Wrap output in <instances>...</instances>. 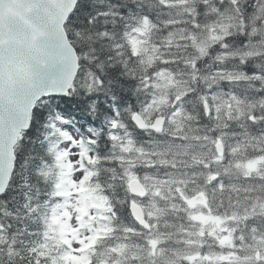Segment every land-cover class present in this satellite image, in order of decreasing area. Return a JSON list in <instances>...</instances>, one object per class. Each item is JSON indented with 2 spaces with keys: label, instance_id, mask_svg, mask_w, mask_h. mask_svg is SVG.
<instances>
[{
  "label": "trees",
  "instance_id": "1",
  "mask_svg": "<svg viewBox=\"0 0 264 264\" xmlns=\"http://www.w3.org/2000/svg\"><path fill=\"white\" fill-rule=\"evenodd\" d=\"M184 1L181 7L186 11L181 13L175 9L174 0H77L65 28L79 55L78 75L67 95L43 99L37 104L31 126L15 150L12 178L0 197V264H62L66 257L65 243L59 238L53 240L48 234V216L55 202L57 184V174L50 170L55 153L52 145L59 144L64 137L57 128L58 124L71 127L81 138L83 151L93 158L88 170L97 191L105 198L110 224L109 233L103 235L105 243L102 247H110L112 241L122 243L125 255L133 264H264V260L254 259L256 251L250 248L252 237L264 241V192L254 188L241 195L243 205L238 211L253 212L248 216L244 231L233 240L232 249L217 243L207 230L200 231L191 226L192 215L186 208L189 196L193 194V188L203 184L206 173H193L194 184L190 176L185 177L187 181L184 183L178 181L162 187L159 196L162 208L158 213L162 215L153 227L159 235L158 250L162 251L158 257L152 249L153 228L147 231L140 227L129 211L131 195L125 169L130 159L122 157L110 129L113 121L120 119L143 143L165 140H160L156 133L150 134L149 139L144 138L147 135L131 121V111L144 107L153 97L151 86L145 81L152 76L154 66L162 64L157 55L165 54L163 44L167 42L178 44L169 49L179 50L170 56L175 58L174 61L167 60L163 64L184 69L194 67L191 73L193 86L184 92L187 93L182 98L181 107L191 118L194 114L195 128L199 133L207 128L210 131L206 132L207 136L224 130L227 138L237 143V149H232L225 160L235 165L242 175L243 165L256 160L257 165L263 166L259 173L264 181V11H259L264 0ZM227 2L236 3L235 11L231 12L236 19L226 26L220 37L206 43L205 50L199 55L202 45L198 44L208 40L201 39L207 35L202 28L224 14L226 7L223 6ZM254 15L257 19L251 20ZM139 30L143 32L139 33ZM195 33L200 38L193 36ZM136 35L146 38L148 47L153 46L156 52L146 48L137 50L133 42ZM191 41L197 44H190ZM252 46L260 53L234 58L223 55L225 52H242ZM140 51L148 55V59ZM151 63L153 65L149 66ZM215 68L240 71L237 79L218 77L210 83L212 92L223 91L228 95L227 103L234 105L220 113L219 126H213L217 122L207 115L203 103L209 104L210 95L203 100L208 92L206 77ZM235 98L240 100L238 107ZM59 115L68 121L63 124ZM180 130V125L175 128L179 133ZM170 136L168 134L167 139ZM180 136L183 137L181 133ZM135 147V143L131 145L130 153ZM260 158L262 163H258ZM136 161L139 169H135V173L139 175L145 170L157 174L167 167L166 163L150 158L140 157ZM188 161L175 165L186 172L207 170L200 166L201 160L196 166ZM184 164L191 166L184 168ZM211 168L214 170L213 165L210 166L213 171ZM247 172L252 181L257 178L256 173ZM240 174L222 176L227 185L243 184ZM232 195L229 192L218 197L220 211L236 210L228 200ZM254 195V203L245 204ZM177 248L181 249L180 253L172 252ZM219 257L225 259L217 261Z\"/></svg>",
  "mask_w": 264,
  "mask_h": 264
},
{
  "label": "rangeland",
  "instance_id": "2",
  "mask_svg": "<svg viewBox=\"0 0 264 264\" xmlns=\"http://www.w3.org/2000/svg\"><path fill=\"white\" fill-rule=\"evenodd\" d=\"M184 3V0H174L173 5H176L175 9L178 12L182 11L181 13H183L184 11H186L185 7H181L182 5H184ZM235 4V2H227L223 6L226 7V10H224L223 12L224 14H222L219 19L210 24H206L202 28L206 31L208 30L205 37L208 38V40H204V42L198 44L202 45L199 49V55L203 52V50H205L204 46L206 43H211L215 38L220 37V33L226 30V26L236 19L231 14V12L235 11ZM259 11H264V3L259 8ZM260 15H263V12L260 13ZM174 17L175 15L173 16V18ZM256 19L257 15H254L251 18V20ZM262 22L264 23V20H262ZM142 32L143 30H139V33ZM193 36L197 37L196 34H194ZM134 39V43L137 47L151 49L153 52H156V49L153 46L151 48L148 47L146 38H140L136 35ZM190 44L197 43L196 41H191ZM163 46L166 47L164 49L165 54H163L162 56L157 55L159 61H162V64L154 66L151 74L152 76L148 78L149 80L145 81L147 85L151 86L150 88L153 97L151 98L149 103L141 110L143 112V115L149 119H152L158 115H166L167 121L165 122L163 131L165 133H168L172 129H174L176 125L179 126L180 124H178V121L182 117L183 111L180 108L179 103L180 101L182 102V100H180L181 97L187 93L184 92L189 91V88L193 86V79L191 76V69H193V67H191V69H184L180 66L163 64L167 60H170L171 62L174 61L175 58L170 56L172 53L179 50L174 48L169 49L171 47H177L178 44L176 43L167 42L164 43ZM136 49L138 50V48ZM233 52H225L223 55L229 58L243 55L250 56L256 52L260 53L259 50L253 46L249 47L243 52ZM139 53H141L144 58L148 59V55L144 54L142 51H140ZM153 56H156V53ZM152 65L153 64L151 63L149 66ZM239 72V70L215 68L209 71V74H207L206 77V81H209V83L212 84L215 82V80L218 79V77H226V79H237V77L240 76ZM209 83L207 85L208 88L206 86L208 92L205 94L206 96L203 97L204 100V98H209V95L211 96V98L209 99L210 105H208L207 103L208 106L206 112L208 113V115L214 117L215 119V114H217L218 119L220 120L221 111L220 109L216 108V106H218L219 108L227 106L229 109H231V104L227 103L228 95L224 94V92L222 91L212 92L213 88ZM195 119L196 117L194 116V114L192 118L189 115H186V125L183 126V131L186 134L185 136L181 138L170 137L167 140H161V142L158 143L154 142L153 147L155 148H150L152 147V145L148 144L147 147H149L150 149L144 150L143 147H140L138 149H135V153H129V147L133 143L131 137L127 136V138L122 140V138L119 136L121 134H125L124 130H126L127 128L125 124L118 122L117 126L113 127V129L115 130L111 132V135L116 140L115 144L119 147L120 150H125L128 157H131L130 159H136V157H149L156 161L170 162L172 160H177L181 157L186 156H189L192 160L199 157H205L212 160L215 165L219 166L220 170L216 172L218 174L215 178V182L211 183L210 178L208 177V179L204 181L203 187L200 190L193 192V197H190V199L188 200V205L193 215V227L199 228L200 231L207 229L210 234H216V236L219 237V242H222L223 245H233V240L238 236V234H241L244 231L248 216L253 212L252 210H247L245 212L238 213V209L243 205L241 195L249 188H254L259 192H264V181L261 180V174L259 173V171L263 169V166L257 165L256 160H251L250 163L247 164V166L242 168L244 169V175L241 174L243 184H230L225 186L221 175L227 172L232 173L233 171L234 172L232 174H236L238 173V170L232 171V165L227 164L224 160L225 154L223 156L218 155L216 150V142L218 139H221L223 141L224 148L226 147L225 152H229V148L227 149V145H230V147H232L235 146L236 143L229 142L228 140L230 139L225 136L226 134H221V132H219V134H217V136L212 139L207 138L206 134L202 133L203 130H200L202 135H205V137L201 139L199 137V129L194 128ZM57 128L65 133L66 136H68V138L73 142L78 143V138L69 130H66L67 128L63 130L60 124H58ZM198 141L200 142L198 143ZM161 148L166 150L165 157L162 155L163 152ZM89 159H91L90 156L88 157L87 155H85L82 151L79 150L77 146L61 143L57 147L55 163L60 177L57 187L59 197L57 199V205L55 206L48 223L50 232L53 236L52 239L58 240L57 238H59L65 243V246L67 247L66 257L64 258L62 264H126L125 260H117V257H115L114 253H116V251L119 252V248H117L116 246H112L111 250H108L106 247L102 246L97 247V244H101L104 241L102 238L99 240L98 238L100 235H104L103 230L107 229L109 221L105 212L104 199L102 195L96 191L97 188L94 184H89V172L84 167V164ZM261 162H263V160H261ZM130 163H132V161ZM184 165L188 167L189 164ZM204 165H207V163L201 164L202 167ZM126 170L128 179L135 176L134 171L132 172L129 167H127ZM247 171L256 173L257 178L252 181L251 176H249V173ZM204 172L206 171L200 172L198 170L193 173L205 174ZM140 179L146 184L148 192L150 193L147 196V199L142 201V206L145 208L148 219L152 221L151 224L155 226L158 223L159 219L158 213L162 208V206L160 205V203L162 202L159 201V192L161 190V186L177 181L184 182L186 181L185 175L183 172L173 170L172 165H168L167 169L161 170L160 173H157L155 175L143 173L140 176ZM223 188L225 189V191L222 190ZM208 189L209 191L205 193V190ZM229 192L233 193V195L228 198L229 203L232 206H236L237 210L234 211V214L230 215L231 222L230 224H227L229 232L228 234L223 233V230H225V226L222 223V219L220 217H214L210 211L211 209H213V206L216 205L215 201L218 200L216 198L217 195H227V193ZM210 194H212V196L216 200H213ZM87 196L92 198L95 206L88 213L84 214V199ZM198 196H202L203 199L205 198V203H194V199ZM254 199L255 195L251 197L247 202H245V204H253ZM206 216L210 218L209 224L203 225L202 221ZM228 219L229 218L226 217V221ZM156 236L158 239L159 235L157 233ZM252 240L253 243L252 245H250V248L251 250H254L258 253V256L254 255V257L257 261H259V258L264 259V241H259L254 237H252ZM156 242L153 243L154 248H157ZM172 252L180 253L181 249L177 248ZM217 261L219 260L217 259Z\"/></svg>",
  "mask_w": 264,
  "mask_h": 264
},
{
  "label": "water",
  "instance_id": "3",
  "mask_svg": "<svg viewBox=\"0 0 264 264\" xmlns=\"http://www.w3.org/2000/svg\"><path fill=\"white\" fill-rule=\"evenodd\" d=\"M76 2L0 0V196L14 171V146L29 129L36 103L65 96L77 77L78 55L65 30ZM133 121L139 128L161 130L164 118L148 125L134 113ZM128 186L132 194L146 195L139 180H131ZM91 206L86 199V210ZM130 211L149 228L139 204L132 201Z\"/></svg>",
  "mask_w": 264,
  "mask_h": 264
},
{
  "label": "bare ground",
  "instance_id": "4",
  "mask_svg": "<svg viewBox=\"0 0 264 264\" xmlns=\"http://www.w3.org/2000/svg\"><path fill=\"white\" fill-rule=\"evenodd\" d=\"M238 2V1H237ZM257 2V1H256ZM259 4V3H258ZM243 6V5H242ZM241 6V7H242ZM244 7V6H243ZM137 16V15H136ZM136 26V25H135ZM205 26V25H204ZM209 26V25H208ZM208 31V30H207ZM190 33V32H189ZM163 36H165V34L163 33L162 34ZM167 37V36H166ZM188 37V36H187ZM162 38V37H161ZM155 39V38H154ZM157 41V40H156ZM159 41V40H158ZM189 41V40H188ZM187 41V42H188ZM179 43V42H178ZM245 51V50H244ZM242 52H243V50H242ZM224 53V52H223ZM234 53V52H233ZM237 53V52H236ZM219 54V53H218ZM240 55V54H239ZM221 56V55H220ZM238 57V56H237ZM220 58V57H219ZM232 58H234V57H232ZM243 58V57H242ZM223 59V58H222ZM222 59H220V60H222ZM237 59V58H236ZM239 59H241V58H239ZM238 59V60H239ZM226 60V59H225ZM195 66V65H194ZM194 68V67H193ZM195 70V69H194ZM87 71V70H86ZM88 71H91V70H88ZM190 71V70H189ZM191 71H193L192 69H191ZM197 71V70H196ZM194 73H196V72H194ZM85 75H86V73H85ZM184 75V74H183ZM196 75V74H195ZM86 77V76H85ZM185 77H186V75H185ZM189 77V76H188ZM191 77V76H190ZM211 77V76H210ZM87 78H88V76H87ZM87 78H86V80H87ZM91 78V77H90ZM194 78V77H193ZM85 79V78H84ZM85 80V81H86ZM82 81V80H81ZM212 81V80H211ZM191 82V81H190ZM81 83V82H80ZM84 84V83H83ZM87 84V83H86ZM89 84V83H88ZM210 84V83H209ZM82 87V86H81ZM84 87H85V85H84ZM190 87V86H189ZM188 88V87H187ZM207 88H208V86H207ZM95 89V88H94ZM190 89V88H189ZM76 90V89H75ZM78 91V90H77ZM90 90H88L87 92H89ZM50 97H46V98H44V99H49ZM43 100V99H42ZM59 116H61V115H59ZM200 116V115H199ZM203 117V116H202ZM206 117H208V116H206ZM212 117V116H211ZM205 118V117H204ZM209 120V119H208ZM210 120H212V119H210ZM201 121V120H200ZM203 121H205V120H203ZM218 121H219V119H218ZM210 122V121H209ZM243 122V121H242ZM213 123V122H212ZM214 123H215V121H214ZM238 123H239V121H238ZM200 124H201V122H200ZM211 124V123H210ZM239 124H241V123H239ZM204 125V124H203ZM216 124H214L213 126H215ZM199 126V125H198ZM212 126V127H213ZM234 126H235V124H234ZM201 127V126H200ZM211 127V126H210ZM237 127V126H236ZM195 128V127H194ZM214 128V127H213ZM207 129V128H206ZM195 130V129H194ZM215 129H213V131H214ZM209 131V130H208ZM212 131V132H213ZM232 131V130H231ZM190 132H191V129H190ZM203 132V131H202ZM216 132V131H215ZM214 132V133H215ZM202 134V133H201ZM181 135H183V134H181ZM186 135V134H185ZM208 135H210V134H208ZM196 137V136H195ZM207 137V136H206ZM186 138V137H185ZM208 138V137H207ZM201 159V161H203V160H205V159H203V158H200ZM148 164V163H147ZM152 164V163H151ZM144 165H146V164H144ZM160 165V164H159ZM158 165V166H159ZM163 165V164H162ZM190 165V164H189ZM142 166V165H141ZM149 166H150V164H149ZM148 166V167H149ZM152 166V165H151ZM191 166V165H190ZM196 166V165H195ZM147 167V168H148ZM153 167V166H152ZM164 167H166V166H164ZM163 167V168H164ZM120 168V167H119ZM123 168V167H122ZM155 168V167H154ZM188 168V167H187ZM121 169V168H120ZM139 169V168H138ZM156 169H159V168H156ZM200 169V168H199ZM212 169V168H211ZM225 169V168H224ZM163 170V169H162ZM189 170V169H188ZM195 170V169H194ZM213 170V169H212ZM219 170H220V168H219ZM120 171V170H119ZM144 171V170H143ZM155 171V170H154ZM200 171V170H199ZM218 171V170H217ZM233 171V170H232ZM151 172V171H150ZM201 172V171H200ZM234 172V171H233ZM232 172V173H233ZM197 173V172H196ZM199 173V172H198ZM204 173H206V172H204ZM218 174V173H217ZM193 175V174H192ZM207 175V174H206ZM234 176V175H233ZM240 176V175H239ZM242 176V175H241ZM192 177V176H191ZM231 177V176H230ZM12 178V177H11ZM232 178V177H231ZM234 179V178H233ZM241 179V178H240ZM259 179V178H258ZM234 181L236 182V180L234 179ZM119 188V187H118ZM237 210V209H236ZM120 212V211H119ZM234 212V211H233ZM238 212V211H237ZM238 213H240V212H238ZM125 214V213H124ZM178 214V213H177ZM119 215V214H118ZM122 215V214H121ZM159 215H162V214H159ZM122 217V216H121ZM125 217V216H124ZM161 217V216H160ZM167 218H169V217H167ZM121 219V218H120ZM122 220H120V222H121ZM119 222V221H118ZM182 222V221H181ZM253 226V225H252ZM257 226V225H256ZM250 227V226H249ZM236 228V227H235ZM254 228V227H253ZM257 229V228H256ZM241 230V229H240ZM262 230V229H261ZM245 231H247V230H245ZM238 232V231H237ZM240 232V231H239ZM259 232V231H258ZM252 233V232H251ZM171 234V233H170ZM247 234V233H246ZM264 234V233H263ZM240 235V234H239ZM250 236H251V234H250ZM244 237V236H243ZM246 237H248V236H246ZM173 238V237H172ZM180 238V237H179ZM242 238V237H241ZM171 239V238H170ZM244 239V238H243ZM242 239V240H243ZM172 241V240H171ZM141 243V242H140ZM170 243V242H169ZM172 243V242H171ZM142 244V243H141ZM176 244V243H175ZM178 244V243H177ZM241 245V244H240ZM243 246V245H242ZM245 246V245H244ZM169 247V246H168ZM173 247V246H172ZM173 249V248H172ZM171 250V249H170ZM173 257H174V255H173ZM161 264V263H160Z\"/></svg>",
  "mask_w": 264,
  "mask_h": 264
}]
</instances>
